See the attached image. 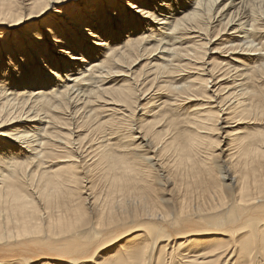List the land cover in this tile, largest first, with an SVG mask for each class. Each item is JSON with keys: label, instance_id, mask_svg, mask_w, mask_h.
I'll return each mask as SVG.
<instances>
[{"label": "bare ground", "instance_id": "6f19581e", "mask_svg": "<svg viewBox=\"0 0 264 264\" xmlns=\"http://www.w3.org/2000/svg\"><path fill=\"white\" fill-rule=\"evenodd\" d=\"M112 1L108 5L104 0L95 10L84 6L86 20H79L78 4L68 11V18L26 26L30 18L45 12L46 0H0V25L9 30L2 36L19 28L25 31L24 39L16 41L27 56V69L13 79V87L0 89V137L6 146H19L0 157V240L4 241L0 264H27L44 257L40 247L49 242L61 245V259L69 264L99 254L103 256L96 264H111L121 253H136L146 264H241L245 252L251 256L264 247V207L239 204V199L259 194L257 182L264 173L258 156L264 152V130L238 126L258 102H264V39H258L264 28V0H161L166 11L158 18L161 26L149 30L150 36L144 32L132 36L140 25L125 10V0ZM138 3L155 6L156 0ZM23 8L29 13L23 15ZM81 23L93 24L101 34L99 40L80 29ZM47 26L65 37L63 53L53 55L52 47L30 44V32ZM217 41L219 47L209 49ZM25 44L33 52L24 50ZM113 75L115 83L110 85ZM142 100L145 112L139 113ZM146 112L155 119L147 120ZM256 121L263 119L253 116L245 123ZM163 125L167 128L161 129ZM170 128L168 145L176 143L184 159L166 162L177 165L176 175L182 179L207 170L209 176L194 190L209 205L201 200L186 210L181 199L184 189L170 168L161 175L145 164V174L123 184L116 175L105 174V183L92 192V198L100 200L94 205L98 215L83 218L78 210L88 208L81 191L87 178L78 175L76 167L91 166L87 161L91 156L101 168L109 153L130 145L137 135L159 143L157 151L163 155L162 137ZM256 133L261 136L258 142ZM238 153L247 154L241 172L234 162ZM72 156L81 163L77 165ZM21 176L28 178L25 188L20 187ZM50 183L63 185L52 211L35 192ZM10 191H22L35 208L13 204ZM163 191L168 197L161 196ZM166 202L176 209L174 217L165 212ZM26 229L45 234L14 239L23 237ZM199 229L210 235L203 249L197 250L199 243L190 244L188 237L177 241ZM129 230L141 232L133 241L119 244L113 255L110 245ZM161 241L166 243L159 247Z\"/></svg>", "mask_w": 264, "mask_h": 264}, {"label": "snow or ice", "instance_id": "6c2138e0", "mask_svg": "<svg viewBox=\"0 0 264 264\" xmlns=\"http://www.w3.org/2000/svg\"><path fill=\"white\" fill-rule=\"evenodd\" d=\"M160 3L161 0H156L155 6H152L150 4L138 3V0H125V10L129 12L132 18L140 25V31L132 32V36H138L140 35V32L149 33L150 36V29H158L161 26L158 18L161 16L162 12L166 11V9H163L160 6ZM78 4L79 6H83V4L80 3V0H46L45 12L40 14V19L44 20L51 16L57 18H68L66 15L68 11L78 6ZM16 22L18 24L22 23L20 20H17ZM79 27L85 31L86 34H89L93 40H99L101 34L97 32L96 28L91 23H81L79 24ZM11 31H16V29H12ZM10 39L11 37L6 34L0 36V89L13 87V79L21 75L26 69V55L23 53L6 50V45ZM258 39H264V28L261 29V36L258 37ZM29 41L34 47L49 46L55 48L61 53H63L66 49L65 37L57 28L53 26H47L42 29L33 30L29 34ZM41 66L44 67L43 61H41ZM45 70L49 71V74L51 75L50 70L47 68ZM262 96H264V93H262ZM143 132L144 129L141 128L140 133L142 134ZM85 139H87V137H85ZM143 141H148V143L144 144ZM215 147L219 148V145L217 144ZM159 148L160 144L152 141L148 136H133L131 137L130 145L123 144L122 146L115 149L114 153H109L105 162L101 165L102 171L101 168L94 167L96 160H93L91 156H88L87 161L91 162V166H86L76 170L81 174L82 177L87 178L84 180V187L81 189V191L85 196L83 204H87L88 208L84 209L81 207V209L78 210L80 215L83 218H87L89 215H98V208L94 207V205H99L100 200L93 199L92 192L95 191V188L101 187L105 183V174H107L109 177L116 175L119 182L123 184L130 177H136L137 175L145 174L147 172L145 164H150L156 169V171L160 172L161 175H164L165 171L171 168V165L166 162L168 153L161 155L160 151H157ZM18 149L19 146L15 144L6 146L4 138L0 137V157L8 156L10 154V150L16 151ZM150 152H154L155 155H147ZM140 157H146V160H141ZM71 159L76 161L77 164L81 163V161L78 160L76 156H72ZM96 159L99 160V157ZM258 159L260 162L261 173H264V152L259 153ZM210 160L211 157H209V161ZM17 167L23 169L31 167V164L17 165ZM201 167H203V165H201ZM97 173H99V175H97ZM167 178L171 180L172 176L169 175ZM18 179L23 182L20 185L21 188L27 187L28 178L26 176H21ZM97 180L99 183L94 185L93 182ZM33 183H35V181H33ZM76 183L79 184L80 181L77 180ZM160 183H163V180H161ZM62 187L63 185L57 188L50 183L49 188H45L43 190L35 189V192L39 194V199L42 201L43 205L47 206L49 211H52L54 206L58 203L60 196L62 195L60 191V188ZM169 187H171V185H169ZM108 191H111V189H108ZM246 191L251 193L252 190L251 188H247ZM256 192L259 194L256 195L255 198H253L252 195H249L247 200L239 199V204L242 206L259 205L264 207V175L259 177ZM102 194L103 193H98L97 195L99 196ZM10 196L13 204H24L26 208H35V203L33 201H29V198L23 195L22 191H16L15 193L10 191ZM72 198L74 200L76 199L75 196ZM180 214L183 215L184 213L181 212ZM38 215L43 216L44 213L38 212ZM96 226L99 227V225ZM49 227H51V225H49ZM262 227H264V224H262ZM73 230H75V228ZM44 234L45 233L42 231H28L26 229L24 231L23 237L18 236L14 237V239H23L24 237L28 236ZM0 243H4V241L0 240ZM109 251L115 255L114 250L109 249ZM104 255H107V253ZM99 259V256L90 257L87 260H82L80 264H96ZM232 259L235 260L236 257L233 256ZM40 264H44V262L40 261ZM51 264H69V260L57 259L52 261ZM111 264H146V262L142 260L136 253L131 255L127 253H121L120 259L112 260ZM241 264H264V247H261L259 251L253 253L251 256H249L248 252H245L243 254Z\"/></svg>", "mask_w": 264, "mask_h": 264}, {"label": "rangeland", "instance_id": "374dc122", "mask_svg": "<svg viewBox=\"0 0 264 264\" xmlns=\"http://www.w3.org/2000/svg\"><path fill=\"white\" fill-rule=\"evenodd\" d=\"M104 0H89V1H85L83 0L82 1V4L83 6H78L79 8H81V10H78V14H79V20H83V19H88V15H86V12L83 9L84 6H86V8H88L89 10H95L96 9V6L95 5H99L103 2ZM107 4L108 3H111L113 2L112 0H106ZM108 5H111V4H108ZM18 7V6H17ZM107 8V5L105 7V10ZM111 9V8H110ZM121 10H123V7H121ZM107 12V11H106ZM22 13L23 15L25 14H28L29 12H26L25 9L23 8L22 9ZM54 16H51V17H47L46 19H53ZM40 17L38 18H30L28 21L25 22V25L26 26H30V25H34L35 23H37L38 21H40ZM92 23L96 24L95 21H92ZM93 25V24H92ZM218 27H214L212 30L214 32H216ZM7 27L5 25H0V36H2V33L3 32H8L9 30H6ZM22 29H17V32H13L10 37L11 39L9 40V42L7 43L6 45V50L7 51H14V52H19V53H22V49H21V43H18L16 40L17 38L20 39L18 41H21L23 40V35L26 33L25 31H21ZM16 41V42H15ZM219 41H217L216 43H213L209 49L211 48H217L219 47ZM25 49L26 51H30V52H33L32 49H30V46L29 44H25ZM20 47V48H19ZM11 49H14V50H11ZM21 49V50H19ZM52 49H55V48H52ZM56 52L53 51V55H58V51L55 49ZM32 56L34 57V53L32 54ZM30 60H28V63ZM29 65V64H28ZM26 69H27V64H26ZM25 69V70H26ZM113 77V80L109 82L110 85L114 84L115 83V75L112 76ZM212 84L211 83V89L214 88L212 87ZM210 93V92H209ZM251 96V95H250ZM249 96V97H250ZM146 101L145 100H142L141 103H145ZM193 102H196V101H193ZM143 106V109H140L139 113H143L145 112L144 109H145V104L142 105ZM152 109V108H150ZM148 109V110H150ZM140 116V115H139ZM253 116H256L258 117L259 119H263V121H256L254 124H249V123H245L247 122L248 119H250V117H253ZM141 117H139L140 119ZM144 118V116H143ZM145 118L148 119H151L150 121H153L155 118H152L151 116H149V118L147 117V112H146V115H145ZM13 125H8L7 128H13L12 127ZM126 126V125H125ZM233 126V125H232ZM239 127H250L251 129L253 130H264V102H258V105L248 114L244 115V117L242 118V122L239 123L238 125ZM166 129L167 127H164V125L161 127V129ZM126 131V129L122 128L121 131ZM97 134V133H96ZM172 134H173V130H171V128L169 129V131L166 133V135H164L162 137V153L164 155V153H168V158L166 159L167 161H170L171 163H173V161L176 159V158H180V159H184V156L183 155H180L179 154V148L177 146V144H169V141H171V137H172ZM100 133L97 134V136H99ZM96 136V135H95ZM261 139V136H259L257 133L255 134L254 136V141L255 142H258L259 140ZM129 139L125 142H128ZM247 158V154L245 153H238L234 159V162H237L238 165V170L241 172L242 171V161ZM79 165V164H77ZM95 168H97L96 166H94ZM80 167L77 166L76 167V170L79 169ZM176 170H177V165L173 164L170 168V172L173 174V176L176 177V179H178L179 181V184L181 185L182 189H184L183 191V195L181 196V199H182V206L186 209V210H189V209H193L195 207H197L201 200L203 199V195L201 196L200 192L194 190V187L197 186L198 182L201 180V179H205L206 177L209 176V172L207 170L204 171L203 174H194L192 173L191 176L189 177H185V178H180L176 175ZM245 171H246V174H247V179H248V168L247 166L245 167ZM76 173L78 175H81L79 172L76 171ZM98 175V173H97ZM256 173H254L253 176H255ZM99 181H94V184H98ZM83 185V183H81V186ZM98 188V187H97ZM161 196H164V197H168L167 195V192L163 191L161 192ZM204 201V206H208L209 205V200H202ZM222 201V200H221ZM216 204V203H215ZM214 205V204H213ZM163 207H164V210L165 212H167L169 214L170 217H174L175 213L177 212L176 209L173 207V204L172 203H169V202H166V203H163ZM169 217V218H170ZM199 217L198 216H194V220L198 219ZM171 219V218H170ZM141 231L140 230H129V231H124L122 233V237L118 238L112 245H110L109 249H112V250H117V248L120 247L119 244H125L129 239H132V241L138 237V234L140 233ZM131 237V238H129ZM188 237V238H186ZM177 237L174 238V241H176ZM182 239H178L177 241L179 242L180 240H183L186 238V240H191V243L190 244H194V243H199V245L196 247L197 250H200V249H203L204 245L206 244L205 241H207L206 239L207 238H210V235H206V234H203V230L202 229H199V230H196V231H192L189 235H185V237H181ZM53 240H55L56 242L58 243H61L59 241V237L57 236H53L52 237ZM166 242L165 241H161V242H158L157 245L159 244V247L162 246V244H165ZM173 243V240L169 242V244H172ZM189 245V244H188ZM187 245V246H188ZM170 246V245H169ZM187 246H185L183 249H185ZM168 247V246H167ZM108 249V250H109ZM40 250L45 253L44 257H40L38 259H31L30 262H28L27 264H40V261H43L44 264H51L52 261L54 260H57V259H61V256H60V253H61V245H56L52 242H49V244H47V246H41L40 247ZM46 255H51L50 256H46ZM101 256H103L102 254H99V257H100V260H101Z\"/></svg>", "mask_w": 264, "mask_h": 264}]
</instances>
